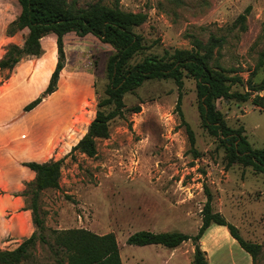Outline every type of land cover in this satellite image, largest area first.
<instances>
[{
	"label": "rangeland",
	"instance_id": "obj_1",
	"mask_svg": "<svg viewBox=\"0 0 264 264\" xmlns=\"http://www.w3.org/2000/svg\"><path fill=\"white\" fill-rule=\"evenodd\" d=\"M68 1L79 7L98 2L109 7L114 4V0ZM120 5L124 11L148 16L146 23L136 29L147 47L136 61L144 54L163 55L166 50L191 49L193 37L207 41L211 35L227 36L221 63L241 71L240 75L247 81L264 51V0H120ZM249 7L245 27L234 28V23ZM19 14L18 0H0V59L8 45L24 44L28 30L14 37L5 32ZM64 41L66 66L60 75L59 91L29 121L31 125L39 120V124L34 123L32 138L50 142L43 160L64 159L60 189L46 190L40 196L48 240L55 244L54 230L84 228L99 235L114 233L123 264H192L191 241L172 255L173 249L129 245L128 239L141 231L197 235L207 201L205 187H208L214 196V210L235 225L246 241L262 245L256 264H264V175L240 164L226 167V150L201 126L193 79H185L181 110L178 109L180 92L173 80L144 83L136 92L125 96V115L111 122L108 139L97 141L96 157L88 158L79 152L69 156L87 133L99 101L105 97L107 63L115 51L93 35L81 38L72 33ZM42 43L41 57L21 62L29 63L31 73L24 79L28 87L43 86L56 64L55 36L49 34ZM38 67L40 72L33 77ZM13 71L17 70L0 71V87L8 82ZM258 73L254 78L256 83L264 77L262 69ZM4 89L0 90L2 94ZM234 90L245 92L247 87L238 86ZM258 94L264 97V91L254 93ZM55 104L56 111L40 120L44 111L47 114ZM137 106H141V112L132 113L131 109ZM217 107L230 127H244L254 148H264L263 107L255 106L252 101L233 100H218ZM12 110L17 115L23 113L20 105L15 104ZM184 121L195 134L198 157ZM5 127L4 121H0L1 133H8ZM29 136L24 138L30 139ZM53 143L57 144L55 148H51ZM0 168V185L19 182L21 163L13 161L3 145ZM9 174L18 177L12 180ZM33 180L25 182L24 190ZM2 189L0 192L5 194ZM24 198L30 206L31 196ZM22 264L57 263L49 246L37 242ZM209 264H253V261L238 243L232 247L231 243L220 240Z\"/></svg>",
	"mask_w": 264,
	"mask_h": 264
},
{
	"label": "trees",
	"instance_id": "obj_2",
	"mask_svg": "<svg viewBox=\"0 0 264 264\" xmlns=\"http://www.w3.org/2000/svg\"><path fill=\"white\" fill-rule=\"evenodd\" d=\"M20 14L7 27L6 33L14 37L28 30L23 46L10 44L0 59V71H12L26 57L39 58L44 49L42 40L49 34L56 35L57 62L44 92L25 108L29 112L39 106L44 99L58 89L60 75L66 66L64 38L75 33L84 38L93 35L102 43L110 45L115 53L107 63L108 85L105 97L99 101L98 111L90 123L87 133L76 144L69 156L79 152L88 158L98 154L97 141L110 137V124L116 118L124 117L127 110L125 96L133 94L144 83L153 80H173L179 89L178 109L181 110L183 88L186 78L196 82L198 111L201 126L212 137L219 140L227 153V168L234 164L250 167L255 174L264 175V148H254L248 140L244 127L232 128L218 109V100H233L240 103L252 101L255 106L264 108V97L254 95L264 91V77L260 83L254 82L259 70L264 73V51L258 64L247 81L234 67L226 68L221 63L222 50L228 42L227 36L211 35L207 41L193 37L191 49L166 50L163 55L144 54L140 61L137 57L147 50L144 38L136 29L144 25L147 14L127 12L121 8L120 0H114L109 7L100 2L87 7H79L68 0H18ZM251 7L239 16L233 27H245L246 15ZM9 79V78H7ZM246 86L247 91H235L234 87ZM56 94V93H55ZM132 113L141 112V106L131 109ZM185 122V121H184ZM194 153L195 134L185 122ZM64 159L39 163L25 162L22 165L35 173L34 180L27 185L22 196H31V205L35 232L15 250H0V264H22L30 256V250L37 242L49 246L56 257L57 264H123L120 248L114 233L96 234L90 230L65 229L54 230L55 244L44 234L45 219L40 212V196L46 190H59ZM207 201L201 212L202 225L195 236L180 232L153 233L141 231L131 235L129 245H160L176 249L191 241L194 246L192 264H209L207 252L201 246V240L213 226L226 227L239 246L252 257L253 264L262 251V245L246 241L239 229L213 207L214 196L205 187Z\"/></svg>",
	"mask_w": 264,
	"mask_h": 264
},
{
	"label": "crops",
	"instance_id": "obj_3",
	"mask_svg": "<svg viewBox=\"0 0 264 264\" xmlns=\"http://www.w3.org/2000/svg\"><path fill=\"white\" fill-rule=\"evenodd\" d=\"M70 34H67L66 36ZM54 36L56 38V35ZM66 49L67 48L65 45V51ZM27 58L30 57H26L22 61L26 60ZM20 63L15 67L17 71H13V74L9 78L8 82L4 84V86L0 87V90L2 88H6L4 89L5 91L3 94L0 92V121H4L5 126H7L5 128L9 129L8 133L0 132V146L3 145L5 148H7L13 157V161L21 163L22 167V175L18 178V183L8 185L7 183L3 182V184L0 185V188H3L2 190L5 191V194L0 192V250L10 251L17 249L23 243V241L29 238L36 230L32 221V212L31 210H28L25 198L19 195V193H22L25 189V182L35 178V173L22 164L31 161H36L39 163L45 162L43 160L46 156L45 149H48L50 146V142L48 141L32 138L34 123L39 124V120L34 122L32 121V124L30 125V116L45 108L44 106L47 102L46 100L54 97L55 93L59 91L57 89L55 93L44 99L42 103L35 109L25 112L24 108L27 106L26 104L37 99L44 92L43 90L47 88L55 67L49 72V76L47 77L43 86H39L38 84L37 86L32 85L31 87H28L26 86L28 84L24 83V79H26L31 73L28 68L29 63L28 61L26 63ZM39 67L38 71H33V77L36 74L38 76L40 72ZM37 76L36 81L38 80ZM15 104L20 105V107L23 108L22 114L17 115L13 112L12 108ZM56 106L57 105L55 104V108L53 106V108L47 114L44 111L45 115H43L40 120H44L46 116H50L52 112L56 111ZM56 134L57 133H55V135ZM27 135H30L29 137L32 139L24 138ZM56 146L57 144L53 143L51 148H55ZM43 149L45 152L42 151ZM10 176L12 180H15L18 177L14 174H11ZM219 234H222V237H220ZM220 240L231 243L232 247L237 246L238 243L231 237L226 227H211L201 240V246L203 250L207 252L209 263L210 256L218 249V243ZM176 249H173L172 255L176 252Z\"/></svg>",
	"mask_w": 264,
	"mask_h": 264
}]
</instances>
